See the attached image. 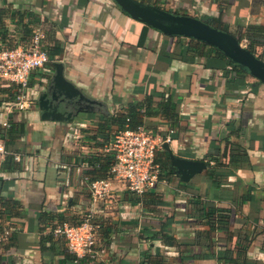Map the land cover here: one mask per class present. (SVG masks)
<instances>
[{
    "label": "crops",
    "instance_id": "0c3cea01",
    "mask_svg": "<svg viewBox=\"0 0 264 264\" xmlns=\"http://www.w3.org/2000/svg\"><path fill=\"white\" fill-rule=\"evenodd\" d=\"M144 1L237 36L249 33L264 56V0ZM38 26L45 29V45H59L61 53L32 74L31 105L14 108L17 85L0 81V144L6 149L0 153V211L12 234L10 245L0 248V264H71L66 239L50 234L49 216L81 218L90 210L104 246L89 264H264V83L254 90L251 76L246 87L230 85L222 70L195 62L192 52L180 54L198 42L133 18L115 0H0V48L25 43ZM56 62L96 101L70 106L68 120L44 119L38 108V88ZM150 95L152 114L145 103ZM168 99L175 120L159 109ZM135 107L147 128L171 135L173 154L207 167L188 182L176 168L162 173L140 203L113 179L111 198L94 206L84 177L99 174L89 161L104 155L119 127L114 119ZM12 122L23 128L13 142L7 132ZM209 207L218 208L214 226L202 215ZM245 237L247 263L237 257ZM226 255L233 261L223 262Z\"/></svg>",
    "mask_w": 264,
    "mask_h": 264
},
{
    "label": "built area",
    "instance_id": "2783aa9c",
    "mask_svg": "<svg viewBox=\"0 0 264 264\" xmlns=\"http://www.w3.org/2000/svg\"><path fill=\"white\" fill-rule=\"evenodd\" d=\"M46 32L38 26L27 42L15 47L0 48V81H8L17 85V94L13 102L16 109L28 108L32 99L28 89L32 74L53 63L45 48ZM246 44V41H243ZM9 125L8 122L4 123ZM171 135L154 133L146 126L134 129L129 125L117 130L107 141L103 150L104 156L111 158L108 177H84L91 193L94 206L105 204L112 194V180L122 183L126 190L136 196H142L153 189L160 180L161 165L157 161L158 152L164 144L171 141ZM0 144V153H5ZM20 159L19 155L15 156ZM95 211L90 210L84 221L79 225L64 223L55 228V234L66 239L69 251L79 258L97 257L100 251L95 220ZM11 235V229L4 226L0 230V243Z\"/></svg>",
    "mask_w": 264,
    "mask_h": 264
},
{
    "label": "water",
    "instance_id": "95a60500",
    "mask_svg": "<svg viewBox=\"0 0 264 264\" xmlns=\"http://www.w3.org/2000/svg\"><path fill=\"white\" fill-rule=\"evenodd\" d=\"M133 18L146 23L167 35L198 39L221 50L235 63L245 66L250 74L264 83V59L248 49L233 33L212 26L205 20L190 14H180L142 0H115ZM56 70L38 88L37 103L42 118L68 120L69 107L75 100L95 103L64 73V64L55 63ZM164 147L169 149V143ZM172 165L184 182L201 173L207 163L204 160L187 159L172 153Z\"/></svg>",
    "mask_w": 264,
    "mask_h": 264
},
{
    "label": "trees",
    "instance_id": "16d2710c",
    "mask_svg": "<svg viewBox=\"0 0 264 264\" xmlns=\"http://www.w3.org/2000/svg\"><path fill=\"white\" fill-rule=\"evenodd\" d=\"M142 1H144V0H142ZM144 2H146V1H144ZM167 10H169V9H167ZM169 11H172V10H169ZM175 13H179V12H175ZM209 24H211V23H209ZM212 26H215V25H212ZM215 27L223 29L222 27H219V26H215ZM223 30H226V29H223ZM172 36L173 37L176 36V37H179V38L182 37V36H178V35H172ZM237 37L239 38V40L241 42H243L244 38H247L249 40V43H247L246 47L257 55L258 52H257V49H256V45L254 44L253 40L251 39V36L249 35V33L240 34ZM191 39L196 41V42H198L200 46H197L195 44L194 45L189 44L186 47L184 45L183 49H182V52L180 53L181 55L189 58L190 57L189 54H190V52H192L193 53V59H194L195 62L198 61V60H203V64H204L205 67L222 70L224 75L227 77L228 82H229L230 85L239 86V88H240V87H246L249 84L248 83L249 82L248 78L251 77L252 75L250 74L249 70L245 66L240 65L238 63H235L234 61H232L229 57H227L218 48H216L214 46H211V45H209V44H207V43H205L203 41H200L198 39H194V38H191ZM250 39H251V42H250ZM25 42H27V41H25ZM45 48L48 50L51 58L54 59V60H57L56 56L61 53L60 46L56 45L54 47H51L49 45H45ZM257 56H259V57L264 59L263 55H257ZM30 82H31V80H30ZM260 83H262V82L257 80L256 83H254L252 85V88L254 90H256L254 87L256 86V84H260ZM153 97L154 96L150 95L147 98V100L145 101L146 106H147V113H149V114H152V112L150 111V107H151L150 101L153 100ZM159 109L161 110V114L163 116H169L171 118V120H175V118H177V116L174 113V108L172 107L170 99H168L167 101L160 102ZM147 113H145V114H147ZM113 122H118V126L119 127H118L117 130L126 127V125H129L131 128H134V129L138 128L139 126H145V124L143 122V116H142L141 112L139 110H137L136 107L135 108H131L127 113L123 114L122 116L116 117ZM110 124H111L110 122H106L105 126L108 127V125H110ZM10 126H11V128L7 132H8V135L10 134L9 136H12L11 142H13L14 139L17 138L16 137L17 136L16 132L20 131V130H23V128H22V124L21 123H17V122H12ZM117 130L115 132H117ZM22 133H23V131H22ZM163 153H164V155L162 157H159V156H158L159 158L157 157V161L161 165L160 178L162 177V173L167 172V173H170V174H172V173L174 174V170H175V167L172 165V162H171L172 151L170 149H167V148L164 147ZM14 157H9V163L13 167H19L20 163L19 162H15L14 161ZM89 162L95 168L94 172H96L99 175H101V176L97 175V177H101L102 178V177L109 176L108 170H109L110 165H111V158L109 156L97 155V156H94L93 159H91ZM209 173L210 174H212V173L214 174L215 171L214 170H209ZM148 192H146L142 196H136V195L132 194L131 195L132 196L131 200L134 201V203L144 202V200L146 198V194ZM216 209H218V208L209 207V208L206 209V211H203V213H202L204 218L208 217V220H209L208 222L212 226H214V224L216 223L215 222V218H216V215H215L216 212L215 211H216ZM87 213H89V212H87ZM87 213L85 214V216L87 215ZM3 215H4L3 211H0V230H2V228L5 226L3 224V221H2ZM219 217H221V215H219ZM49 218L51 219V221L49 223L50 234L51 235H55V236H56L55 228L58 225H62L64 223H70V224H74V225H79L85 219V217L78 218V217H72V216H71V218H72L71 219V218L67 217L63 212L51 215V216H49ZM43 220H44V218H43ZM94 220L95 219L93 218V221ZM11 236H12V234H11ZM11 236L8 238L7 241L0 243V248H1L3 243L5 244V245L3 244L4 247H8L10 245V241H11V238H12ZM168 238L171 241V243H174V239L172 237L168 236ZM247 238L248 237L244 238V240H245L244 243H246L245 247H243V248H239L238 247V251H237L238 252L237 253L238 254L237 257H241V255L242 256L244 255L243 257H245V258H244V260H242V262H244V263H247V261H248L247 258H246V253H247V248H248L250 243L248 241L249 238L248 239ZM101 243H102V239H101L100 244ZM103 246H104V243H103ZM103 246H102V244L101 245L98 244L97 249L99 251H101ZM64 252H65V258L67 260H69V262L71 264H80L82 261L86 262V264H89L91 261L97 262V260H98L97 259L98 256L97 257L87 256V257L79 258L75 253H72L71 251H69V247L68 246H66ZM225 253L228 254V250ZM220 259L221 260L224 259L222 261L225 262V263H229L228 262L229 260L233 261V258L229 259L227 255H226L225 258L222 257Z\"/></svg>",
    "mask_w": 264,
    "mask_h": 264
},
{
    "label": "flooded vegetation",
    "instance_id": "af4514ba",
    "mask_svg": "<svg viewBox=\"0 0 264 264\" xmlns=\"http://www.w3.org/2000/svg\"><path fill=\"white\" fill-rule=\"evenodd\" d=\"M84 101H85V100H82V101H79V102H78L77 100H75V102H73V103L71 104V106H73V107H74V106H77V105H78L77 103H80V102L83 104ZM83 106H84V104H83Z\"/></svg>",
    "mask_w": 264,
    "mask_h": 264
}]
</instances>
